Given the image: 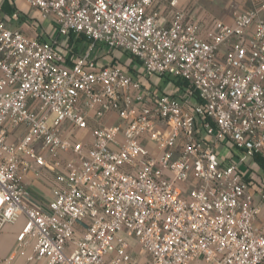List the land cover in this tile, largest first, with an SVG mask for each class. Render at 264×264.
Returning a JSON list of instances; mask_svg holds the SVG:
<instances>
[{
  "label": "built area",
  "instance_id": "obj_1",
  "mask_svg": "<svg viewBox=\"0 0 264 264\" xmlns=\"http://www.w3.org/2000/svg\"><path fill=\"white\" fill-rule=\"evenodd\" d=\"M11 1L60 38L0 20V231L25 218L0 264H264V0L206 26L177 0L168 24L161 0Z\"/></svg>",
  "mask_w": 264,
  "mask_h": 264
},
{
  "label": "crops",
  "instance_id": "obj_2",
  "mask_svg": "<svg viewBox=\"0 0 264 264\" xmlns=\"http://www.w3.org/2000/svg\"><path fill=\"white\" fill-rule=\"evenodd\" d=\"M4 0H0V7ZM178 6L185 8L184 0H177ZM193 2L199 3L201 10L198 8H193L188 11L184 9L189 14V17L196 19L203 26H206L211 18L215 17L226 23H231L233 20V15L235 12H241L252 8L257 2L263 0H192ZM10 4L14 6V10L20 6V8L27 10V14L21 12L16 18H11V13L6 14L0 11V20L10 29H17L27 35H39L45 40H50L53 38H60L56 31L51 26V22L44 26L46 20H40L37 18V13L31 8H27L24 2L15 3L11 0H8ZM169 0H161L159 3L152 5L148 10H157L161 16V20L168 24L172 17V8L168 4ZM190 9V8H189ZM200 12V13H199ZM83 44V41L81 42ZM80 44V46H81ZM79 46V47H80ZM102 62H109L108 59H101ZM136 67V66H133ZM139 68V67H138ZM150 90H153L154 87L148 84ZM173 87H175L173 85ZM179 88L175 87V94H178ZM113 120V119H112ZM27 184V191L29 196L37 205H44L48 198L50 197V187L52 184H55V181L51 174L47 171H44L39 179H35L32 174H27L25 177ZM25 218L20 216L19 219L12 224H7L0 231V258L7 254L13 247L16 234L21 229ZM257 224H264V206L262 207L259 218L257 219Z\"/></svg>",
  "mask_w": 264,
  "mask_h": 264
},
{
  "label": "rangeland",
  "instance_id": "obj_3",
  "mask_svg": "<svg viewBox=\"0 0 264 264\" xmlns=\"http://www.w3.org/2000/svg\"><path fill=\"white\" fill-rule=\"evenodd\" d=\"M254 1L257 2V0H254ZM183 3L185 4V7H186V9H188V11L192 10L195 7L198 8V10L199 9L201 10L199 3L193 2L192 0H184ZM207 18L212 19L213 17L211 18V16H209ZM48 23H50V21H49V19L48 20L46 19V21L44 22V26H46ZM96 52H97L100 59H108L109 62L115 61V62L119 63L120 65L124 66L128 70H129V66L132 65L131 59H133V58H131V56L126 52L114 51V52L109 53L106 50V48L103 46H99ZM136 65L139 67V63H136ZM129 71H131V70H129ZM148 84L151 85L152 87H154L153 90L157 91V92H168V93L175 92V87H173V82L171 81V79L169 77L167 78V77H163V76H153L148 80ZM181 92H182V90H178V94H180ZM236 152L237 151H235V153ZM192 264H197V263H192Z\"/></svg>",
  "mask_w": 264,
  "mask_h": 264
},
{
  "label": "trees",
  "instance_id": "obj_4",
  "mask_svg": "<svg viewBox=\"0 0 264 264\" xmlns=\"http://www.w3.org/2000/svg\"><path fill=\"white\" fill-rule=\"evenodd\" d=\"M13 10H14V6L12 4H10L8 2V0H4L2 2L1 7H0V11H2L3 13L9 14ZM82 41H83V37L82 36L77 37L76 40H73L72 36H70L69 37V41H68V45L69 46H72V50L74 52H76L78 50V48H79V46H80V44H81ZM131 58H133V57L131 56ZM134 61L136 63H138L136 61V59H134V58L131 59L132 65L129 66V70H131V71L134 70L133 69V66L138 67ZM163 77H167L168 78V76H163ZM169 78L171 79V81L173 82V85L176 88L184 89L185 87H188L189 86V84L186 81H184V80H182L180 78H171V77H169ZM252 161L255 162V163H257L260 166V168L264 171V160H262L261 158L255 156V157L252 158Z\"/></svg>",
  "mask_w": 264,
  "mask_h": 264
}]
</instances>
